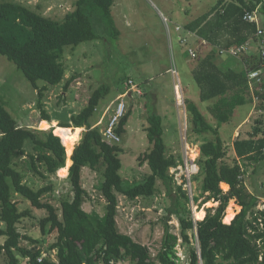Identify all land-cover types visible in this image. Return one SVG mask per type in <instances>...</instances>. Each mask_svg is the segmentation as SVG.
<instances>
[{
    "label": "trees",
    "instance_id": "1",
    "mask_svg": "<svg viewBox=\"0 0 264 264\" xmlns=\"http://www.w3.org/2000/svg\"><path fill=\"white\" fill-rule=\"evenodd\" d=\"M114 2L75 0L73 9L62 20L49 19L15 2H0V55L22 73L41 97L45 88L39 89V83L50 87L63 83L66 48L119 35L112 16ZM236 2L238 5L213 7L189 23L187 29L213 47L229 50L241 46L255 32L254 24L244 21L243 17L258 5L264 16V0ZM259 55L257 51L244 55L243 59L253 63L249 65L251 69L263 70L264 63ZM215 58L214 50L199 59L192 75L199 89L200 101H212L207 111L216 125H210L194 103L186 101L185 105L191 133L198 137L206 134L213 136L212 139L203 137L198 142L199 173L193 181L201 177L199 196L204 198L202 204L212 202L215 207L207 208L203 220L194 222L190 210L186 208L187 194L177 186L185 204L176 200L173 209L168 212L178 218L184 244L190 245L189 231H195L197 235L198 247L189 246L188 250L190 264H264V210H257L258 196L246 187L245 165L239 163V160L249 164L264 162V130L256 127L248 137L238 135L232 142L237 161L231 164L225 161L227 140L222 139L219 130L229 123L235 109L247 105L250 99L247 97L245 73L231 68L223 70L215 64ZM69 83L70 80L65 88ZM254 95L264 98V82L256 87ZM101 96L97 90L88 105L70 118V123L58 125L62 129H87L70 159L67 158L73 197L65 195L56 199L51 196L59 208L43 201L47 194L53 195L52 186L35 189L26 183L25 178L30 174L45 181L65 167L66 152L60 130L54 127L55 135L51 129L42 130L43 136H39L36 130L18 126L0 96V223L3 225L0 226V260L4 264H114L120 261L130 264H178L175 249L178 239L169 232L167 225L155 256L146 246L119 233L116 225L118 197L130 201L151 197L156 194L159 185L165 188L167 195H171L175 183L169 169L180 161L166 153L161 117L154 108L148 111V127L144 132L150 147L138 157V161L140 166H148L150 174L143 183L131 186L120 176L121 148L104 141L98 128L91 129L89 121ZM130 113L126 112L120 120L116 130L118 135L123 133L122 127ZM44 119L49 120L47 116ZM256 123L261 126L263 122L259 119ZM27 144L32 146L30 152L25 150ZM99 166H103V171L97 190L105 200L101 215L95 212L89 214L82 209L85 193L80 184L83 169L97 171ZM16 197L33 209L43 210L45 216L39 221L41 229L46 232L48 226L46 233H56L54 241L47 246L45 256L35 246H21L22 239L39 244L30 238H23L18 232V226L30 212L20 210ZM193 200L195 203L199 199L194 197ZM231 200L240 211L229 224H225V210ZM52 251L56 253L55 258L51 255Z\"/></svg>",
    "mask_w": 264,
    "mask_h": 264
},
{
    "label": "rangeland",
    "instance_id": "2",
    "mask_svg": "<svg viewBox=\"0 0 264 264\" xmlns=\"http://www.w3.org/2000/svg\"><path fill=\"white\" fill-rule=\"evenodd\" d=\"M4 1L23 5L54 20H62L64 15L73 9L75 2V0H0V2ZM213 1L215 0H115L112 16L119 35L116 38H105L85 42L75 48H66L63 58L66 75L63 83L56 87L39 83V89L45 88L42 90L41 97L22 73L0 55V96L5 100L7 110L18 126L36 130L39 136H43L42 130L51 129L54 134L56 130L54 127H56L60 130L61 135L64 130L69 134L73 133L75 128L62 129L58 125L70 123V118L81 112L88 105L91 96L98 90L102 96L89 123L91 129L98 128L102 135L106 123L112 117V109L108 108L109 105L119 96L127 95L129 89L135 87L140 93L132 94L131 97L127 96L124 99L127 107L126 112L130 111L131 113L127 123L122 127L123 133L117 134L120 140L115 145L121 148L119 159L122 164L120 171L122 180L127 181L131 186L141 184L150 174L148 166L146 164L140 166L138 161V157L148 151L150 147L144 132L148 127L149 110L154 108L162 117H164L162 113L167 110L169 123L167 125V120L163 119L162 138L167 155L177 156L180 162L184 157L185 143L189 145L190 149L194 150L195 147L198 151V142L203 137L213 138L211 134L198 137L191 133L189 116H187L185 107L175 104L177 111L175 110L174 83H172L171 75L166 73L167 70L175 68L179 82L183 84L186 81H192L190 70L196 67L197 58L205 56L210 48L208 45L198 43L195 36L187 37L184 30L178 31L175 27H184V24L206 13ZM180 38L187 41L186 46L188 43L190 44L196 54V59L188 58L187 60V56L186 58L183 56L184 44L179 42ZM217 60L219 64L223 59L218 58ZM229 62V65L238 69L236 60L232 59ZM69 80L70 83L65 88ZM263 82L264 71L259 82L252 81L250 83L251 87L248 89L247 96L250 99L249 103L235 109L229 123L220 128V135H222L221 130L225 127L232 133L234 132V139L238 135L250 136L256 127L264 130V98H257L254 95L256 87ZM192 86L197 88L193 81ZM188 91L190 92L187 97L197 103L196 95L198 94L196 91L193 89ZM177 102L178 104L182 103L178 96ZM208 104L210 103L205 105V110L201 105L200 107L208 122L215 126L216 122L209 117L206 110ZM44 116H47L49 120H45ZM259 119L263 122L261 126L256 123ZM97 123L100 125L97 126ZM80 129L79 140L82 133L87 130L86 128ZM227 136L229 138L225 141L227 149L225 161L231 164L237 160L232 150V135L228 133ZM61 137L63 136L61 135ZM31 148L32 146L27 144L25 150L30 152ZM188 154L192 157L195 155L192 150ZM239 163L245 165L244 182L246 187L258 196L257 210H264V162L249 164L239 160ZM69 164L70 162L67 160L63 169L55 175L48 176L45 181L30 174L26 175V183L35 189L52 186L53 195L47 194L43 201L59 208L57 201H53L51 196L58 199L61 196L69 195L72 198L74 194L68 178ZM102 171L103 166H99L97 171L82 170L80 184L85 194L81 207L86 213L95 212L101 215L103 212L105 200L97 190L102 180ZM200 184L201 177L196 181L192 179L191 186L186 190L182 188L189 199L186 208L190 210L192 219L196 222L194 213H204L203 210H200L204 200L199 196ZM177 186V184H173L170 196L167 195L165 188L159 185L156 194L151 197L138 198L133 201L125 197H118L116 225L119 233L128 235L133 241L146 246L152 256H155L161 247L165 225H167L169 232L178 239L175 247L179 258L178 264H190L189 246L198 247L195 231L188 232L190 245L184 244L180 236L178 218L168 212L173 209L176 200L180 204H185ZM194 197L199 199L195 203ZM16 201L21 211L29 210L30 212L18 226V232L23 238H30L39 244L36 245L29 240L22 239L21 246L26 248L35 246L45 256L48 244L52 243L56 236L55 232L46 233L48 226L45 228L46 232L40 227L39 221L45 216V212L33 209L19 197H16ZM206 205L211 207L210 203ZM198 207L199 209H197ZM0 226L3 225L0 223ZM0 243H2V239ZM51 255L55 258L56 253L52 251ZM0 264H4L2 259ZM115 264L130 263L120 261Z\"/></svg>",
    "mask_w": 264,
    "mask_h": 264
},
{
    "label": "crops",
    "instance_id": "3",
    "mask_svg": "<svg viewBox=\"0 0 264 264\" xmlns=\"http://www.w3.org/2000/svg\"><path fill=\"white\" fill-rule=\"evenodd\" d=\"M245 2H249V1H251V0H244ZM228 4H236V5H238V3L236 2V0H215V1H213L212 2V5H211V7L207 10V12L206 13H208L213 7H215V6H220V5H222V6H225V5H228ZM220 10H222L221 8H220ZM257 14H259V18L261 19V20H263L264 19V16H263V14L260 12V5H258L257 7H256V9L254 10ZM253 11V12H254ZM205 14V13H204ZM203 15V14H202ZM201 15V16H202ZM200 17V16H199ZM199 17H197V18H199ZM196 18V19H197ZM196 19H194V20H196ZM194 20H191L190 22H188V23H186V24H184V27H182V26H176L175 28L178 30V31H181V30H184V32H185V35L187 36V37H194L195 36V38H196V41L198 42V43H200V44H203V45H208V47L210 48V50H209V52L207 53V54H209L211 51H214L215 50V52H216V58H215V64L219 67V68H221V69H223V70H225V69H229V68H231V69H235V70H238V71H243L244 73H245V76H246V71H248V70H253V69H251L250 67H249V65H253V63H247V60H245V59H243V56L244 55H247V54H242V55H240V57H234V56H231L229 53H228V50H226V49H221V48H219V47H213L212 45H210L209 43H207L206 41H204V40H202V39H200L196 34H195V32L194 31H191V30H189V29H187L188 27H186L189 23H191V22H193ZM253 37V36H252ZM252 37H250L249 39H248V41L246 42L247 44H248V48H249V53H257V51H258V46H259V42H258V40L256 39V38H252ZM179 40V42L180 43H183L184 44V50H183V56H185V58H186V56H187V60H188V58H190V59H196V54H195V52H194V50H193V48L192 47H190V44L188 43V46H186L187 45V41L186 40H182V38H180V39H178ZM233 48H236V47H232L231 49H233ZM189 50H191V52L193 53V55H194V57H192L191 55H190V53H189ZM230 50V49H229ZM206 54V55H207ZM205 55V56H206ZM205 56H203V57H205ZM203 57H201V58H203ZM201 58H197V62H196V65H197V63H198V60L199 59H201ZM223 59L222 60V62L221 63H219L218 64V60L217 59ZM232 59H234V60H236L237 61V66H238V69H236L235 68V66H232V65H229V61L230 60H232ZM187 64V63H186ZM249 67V68H248ZM195 69V68H194ZM194 69H192V70H190L191 71V73H192V71L194 70ZM172 71H174L175 72V75H173L172 74ZM258 71H261V74H263V71H264V69L262 70L261 68L258 70ZM166 73L169 75H171V80H172V83H174V85H173V92H174V95H175V102H174V107H175V104H177V105H179V107H185V110H186V101H190V102H192V103H194L197 107H198V109L200 110V112L202 113V115L204 116V118H205V120L208 122V120H207V117H205V114L202 112V110H201V107H203V109H204V107H205V105L207 104V103H210V104H208V105H211L212 104V101H206V102H201L200 101V97H199V89H197L198 87H197V85H196V83H195V81H194V79H193V75H192V81L195 83V85H196V87L197 88H195L194 86H192V81L191 82H189V81H186L185 83H181V82H179V78L177 77L178 75H177V70H175V68L174 69H169V70H167L166 71ZM246 79H247V77H246ZM248 80V79H247ZM132 83V82H131ZM248 83V82H247ZM178 87V91L176 90V88ZM195 90L196 91V94H198V95H196V98H197V103L196 102H194V100H192V99H190L189 97H187V94L190 92V91H188V90ZM248 89H249V85H248ZM136 93H140L135 87L134 88H131V89H129V91H128V94L127 95H122V96H119L117 99H116V101H114L112 104H110L109 105V109L111 108H113L114 107V105L116 104V102L118 101V100H120L121 98L123 99V101H124V99L125 98H127V96L128 97H131L132 96V94H136ZM156 95V94H155ZM177 96L178 97H180L181 98V100H182V103L180 102V104H178V102H177ZM153 99H155V98H153ZM155 101H156V99H155ZM125 103V102H124ZM198 103H199V105H198ZM114 104V105H113ZM176 105V106H177ZM200 105H201V107H200ZM126 106V105H125ZM107 108V109H108ZM127 108V107H126ZM238 108V107H237ZM177 108L175 107V110H176ZM162 110V109H161ZM205 110V109H204ZM207 110V109H206ZM177 111V110H176ZM157 112V111H156ZM206 112V111H205ZM178 113V112H177ZM207 113H208V111H207ZM250 113V112H249ZM158 114V113H157ZM163 116L164 117H162V115H160V114H158L160 117H161V120H162V131L164 130V127H163V119H166L167 120V125H168V123H169V119L167 118V110L166 111H164L163 113ZM208 115H209V113H208ZM188 116V115H187ZM179 118H180V116H178ZM209 117H211L210 115H209ZM178 118V119H179ZM212 118V117H211ZM246 119V118H245ZM180 121V120H179ZM189 121V120H188ZM244 121V120H243ZM243 121H242V123H243ZM209 124H210V122H208ZM241 123V124H242ZM98 124V123H97ZM189 124H190V121H189ZM100 125V123L97 125V126H99ZM210 125H212V124H210ZM223 126V125H222ZM221 126V127H222ZM239 126V125H238ZM190 128V127H189ZM237 130V129H236ZM236 130H235V132H236ZM220 131V130H219ZM230 129H228V128H223L222 130H221V132H222V135H220L221 137H222V139L223 140H227L228 138H229V136H227V134L228 133H231V135H232V138H231V140L233 141L234 140V138H233V134H234V132L232 133V131H230ZM236 134V133H235ZM163 136V135H162ZM182 136V135H181ZM227 136V137H226ZM238 137V136H237ZM180 140H181V138H180ZM76 146V145H75ZM74 146V147H75ZM185 151V150H184ZM199 156H200V151H199ZM66 157H67V155H66ZM71 157V156H70ZM174 157H177V156H174ZM67 158H69V157H67ZM67 158H66V160H67ZM70 159V158H69ZM182 162V161H181ZM181 162H178V163H181ZM233 202H234V200H233ZM207 204V203H206ZM201 206H203L202 208H200V210H203V212H204V214H205V210L207 209V208H209V206H205V205H201ZM212 207H215V205L214 204H212L211 203V207L210 208H212ZM237 208H238V206H236ZM197 209H199V207L197 208ZM240 211V208H238L235 212V214H237L238 212ZM203 217H205L204 215H203ZM203 219V218H202ZM201 219V220H202ZM201 220H197V221H201ZM194 222H196V221H194ZM229 224V223H228Z\"/></svg>",
    "mask_w": 264,
    "mask_h": 264
},
{
    "label": "built area",
    "instance_id": "4",
    "mask_svg": "<svg viewBox=\"0 0 264 264\" xmlns=\"http://www.w3.org/2000/svg\"><path fill=\"white\" fill-rule=\"evenodd\" d=\"M244 21L248 23H252L255 26V32L253 34V37L256 38L259 42L258 46V51H259V58L261 62L263 61L264 63V19L261 20L259 18V14H257L255 11L254 12H247L244 17ZM252 37V38H253ZM248 44L244 43L239 47L233 48L228 50V53L231 56L234 57H240L242 54H249V48ZM189 53L192 57H194L193 53L191 50H189ZM172 74L175 75V72L172 71ZM261 71L258 70H248L246 71V77H247V82L250 86V83L252 81L259 82L261 79ZM178 91V87L176 88ZM114 105V104H113ZM111 110V109H110ZM126 106L121 98L116 102L114 107L112 108V117L109 118V121L106 123V128L102 132V138L104 141L111 143V144H116L119 142L120 138L116 133V130L119 126L120 120L124 117L126 114ZM184 157L182 159L181 163H177L176 166L172 167L169 169V174L172 177L173 181L175 184H177L179 187L183 188V190L189 186H191V181L199 173V166H198V158H199V148L198 151L194 147L193 149L189 148V145L185 143L184 146ZM193 151L195 154L194 157L188 154V152ZM115 264V263H114Z\"/></svg>",
    "mask_w": 264,
    "mask_h": 264
},
{
    "label": "bare ground",
    "instance_id": "5",
    "mask_svg": "<svg viewBox=\"0 0 264 264\" xmlns=\"http://www.w3.org/2000/svg\"><path fill=\"white\" fill-rule=\"evenodd\" d=\"M74 132L73 133H67L64 131H62L61 135L64 137V145H65V152L67 157H70L72 155L74 146L76 144L77 141H79V135L81 132L80 128H75L73 129ZM239 208V207H238ZM236 207V205L234 204L233 201L230 202L229 206L226 208V212H225V218H224V223L228 224L231 222V220L234 218L235 216V211L238 209ZM204 213H194V217L196 220H201L203 217ZM205 216V215H204ZM203 220V219H202Z\"/></svg>",
    "mask_w": 264,
    "mask_h": 264
},
{
    "label": "clouds",
    "instance_id": "6",
    "mask_svg": "<svg viewBox=\"0 0 264 264\" xmlns=\"http://www.w3.org/2000/svg\"><path fill=\"white\" fill-rule=\"evenodd\" d=\"M195 235H196V233H195ZM196 239H197V235H196ZM201 263V262H200Z\"/></svg>",
    "mask_w": 264,
    "mask_h": 264
},
{
    "label": "water",
    "instance_id": "7",
    "mask_svg": "<svg viewBox=\"0 0 264 264\" xmlns=\"http://www.w3.org/2000/svg\"><path fill=\"white\" fill-rule=\"evenodd\" d=\"M202 264V263H201Z\"/></svg>",
    "mask_w": 264,
    "mask_h": 264
}]
</instances>
